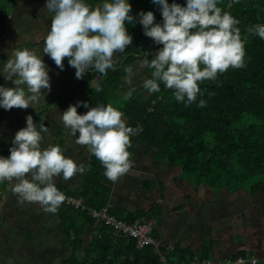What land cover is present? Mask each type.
<instances>
[{
  "label": "clouds",
  "instance_id": "1",
  "mask_svg": "<svg viewBox=\"0 0 264 264\" xmlns=\"http://www.w3.org/2000/svg\"><path fill=\"white\" fill-rule=\"evenodd\" d=\"M152 2L159 6L160 22H154L151 10H141L134 17L129 0H100L97 4L87 0H45L44 8L52 15L43 38V53L60 69L67 57L78 79L90 70L105 74L114 67V53L123 52L131 44L125 21L138 22L143 34L161 45L151 59L145 52L138 61L139 68L151 69L141 87L149 93L159 92L163 83L172 89L176 101L185 105L196 100L197 93L203 96L199 81L215 79L229 66H243L245 40L237 26L239 20L222 11L217 0H185L183 5L176 0ZM246 32L264 39V23L252 24ZM41 57L28 48H12L0 66V76L13 86L0 85V107L26 108L46 95L42 89L50 88V77ZM124 72L125 82L131 83L133 67L125 66ZM99 81L95 78L96 91L101 88ZM134 90L135 86L128 88L123 99L131 97ZM205 103L201 98L197 105ZM81 104L88 109L84 113L77 112ZM60 119L75 137V143L85 145L101 162L107 179L115 181L134 163L129 159L130 136L141 129L127 124L124 113L113 104L89 107L87 101H77L60 112ZM25 122L26 126L12 137L9 155H0V181H12L11 191L17 194L18 202H38L44 211L55 212L65 199L55 177L67 180L75 173H83L85 165L64 155L58 144L41 146L42 133L48 130L42 119L34 123L28 114Z\"/></svg>",
  "mask_w": 264,
  "mask_h": 264
},
{
  "label": "trees",
  "instance_id": "2",
  "mask_svg": "<svg viewBox=\"0 0 264 264\" xmlns=\"http://www.w3.org/2000/svg\"><path fill=\"white\" fill-rule=\"evenodd\" d=\"M17 2L0 0V25L10 21V10ZM87 2L97 4L100 0ZM136 2L143 10L153 11L154 22L162 20L159 6L152 0ZM176 2L183 5L185 0ZM217 5L239 20L237 26L245 40L243 66H229L224 72H218L215 79L199 81L203 96L197 93L196 100L185 105L183 101H176L172 89L161 83L159 92L146 97L133 92L119 104L120 95L115 92L124 84L125 66H133L145 52L150 53L148 58L151 59L161 46L145 36L138 23L129 28L131 44L114 60V67L107 69L105 74L89 72L91 79L99 75L101 88L96 91L93 87L84 101L89 107L98 103L113 104L124 113L129 125L141 129L131 137V143L144 142L149 149L159 152L160 158L181 167L188 178L226 189L230 194L246 189V184L251 186V192H256L264 185V39L247 33L246 29L252 24L264 23V0H217ZM146 70L151 72L147 67ZM201 98L206 103L198 106ZM87 110L81 104L77 112ZM98 171H103V165L91 155V170L82 193L77 195L85 205L96 209L109 201L105 191H99L105 188ZM59 213L66 243L73 248L63 264H161L153 246L139 249L135 239L115 237L110 228L100 224L87 248L82 250L87 228L94 226L95 221L67 206L60 207ZM124 221L131 224L135 220ZM168 255L170 264H190L196 256L190 248L180 246ZM199 256L210 257V253L205 250Z\"/></svg>",
  "mask_w": 264,
  "mask_h": 264
},
{
  "label": "crops",
  "instance_id": "3",
  "mask_svg": "<svg viewBox=\"0 0 264 264\" xmlns=\"http://www.w3.org/2000/svg\"><path fill=\"white\" fill-rule=\"evenodd\" d=\"M19 2L20 0L12 10L10 21L0 25V45L5 41L6 34H13L10 38H13L14 44H18L19 37L25 35L20 32L19 22L25 17L24 13L18 10ZM43 2L45 5V0ZM34 3L31 1V4ZM25 13L31 15V10ZM51 15L47 11L46 18L43 17V29H49ZM36 17L39 18V15L36 14ZM28 23L29 21L25 24V30ZM128 30L129 28V33ZM29 31L32 33L30 28ZM29 36L22 44H44V39L31 40ZM36 49L38 50V47ZM121 53L118 52L114 60ZM36 54L42 56L48 67V74H57L59 79H50V88L42 89L46 95L41 96L33 107L31 104L28 109H19L18 120L22 127L26 126L27 112L32 115L34 123L42 119L48 130L42 133L41 146L58 144L64 155L71 157L77 164L85 165L83 173H75L67 180L61 176L55 177L59 190L77 196L82 193L86 177L91 170V154L85 145L75 143V137L70 135L60 119V112L69 104L84 101L90 90L95 87V78L99 77L97 75L91 79L89 85H82L90 71L78 79L75 77V68L68 65L67 57L62 60L64 68L60 69L48 54L43 53V49ZM10 55H0V66ZM138 61L134 63L139 69L136 80H143L150 76L151 72L146 70V66L139 68ZM136 82L133 80L127 83L124 80L119 94L125 93V85H133ZM0 85L13 86L11 81H5L3 76H0ZM78 89H81L80 93L77 92ZM133 92L143 97L149 95L140 82H137ZM9 121L10 118H7L4 123ZM126 123L128 124V119ZM14 134L6 131L0 134V142L3 141L0 143V155H9ZM130 147L129 159L134 163L127 172L112 181L104 176L103 171H98L105 188L100 187L99 191L103 190L108 195V205L114 215L128 221L138 219L152 222L155 237L164 246L174 244L176 247L190 248L196 256L207 250L210 257L204 258L210 259V264H224L226 258L239 254L256 257L260 264L264 263V185L256 192H251L249 188L232 194L222 189V193L218 188L188 178L183 174L181 167L173 166L170 161L160 158L159 152L149 149L144 142L133 141ZM11 187L12 184L0 181V264H43V251H47L53 239L61 240L58 249L60 255L63 253V256L67 257L73 252L63 234L60 207L58 206L55 212H48L44 211L38 202H18L17 194L11 191ZM224 197L231 204L233 212L230 210L228 214L222 213L219 204L224 202ZM210 208L217 213L207 214ZM98 226L95 222L94 226L87 228V242L97 233Z\"/></svg>",
  "mask_w": 264,
  "mask_h": 264
},
{
  "label": "rangeland",
  "instance_id": "4",
  "mask_svg": "<svg viewBox=\"0 0 264 264\" xmlns=\"http://www.w3.org/2000/svg\"><path fill=\"white\" fill-rule=\"evenodd\" d=\"M31 1H33V2H35L34 4H31ZM129 3L131 4V14H133L134 15V17H135V14L137 13V12H139V11H141V10H143L142 8H141V6L139 5V4H137L138 2H136V0H129ZM19 7H18V10H20L22 13H24V19H22V21H20L19 23H20V32L22 33V34H25V35H21L20 37H19V41H18V44H14V42H13V38H10V36L11 35H13L12 33H10V34H6L5 35V41H3V43L0 45V55L1 54H11V50H12V48H28V49H31V50H33V51H35V52H37V51H41L42 49H43V45H32V44H22V43H25V41H26V39H27V37H28V35H30L29 37H30V39L31 40H35V39H37V40H39V41H41L43 38H44V36L46 35V33H47V31H48V29H43V17H44V19L46 18L45 16H46V12L48 11V10H46V8H44L43 7V5H44V2H43V0H20V2H19ZM24 9V10H22V9ZM29 10H31V15H27L26 13H25V11H29ZM144 11H148V10H144ZM50 13V12H49ZM12 14V10H10V15ZM36 14L37 15H39V18L38 17H36ZM156 16H157V14H156ZM29 21V23L27 24V30H25V24L27 23ZM33 21H36V22H33ZM41 21V22H40ZM34 23V24H33ZM36 24V25H35ZM136 24H138V22H127V21H125V27H126V29L127 28H130V27H132V26H134V25H136ZM35 26V27H34ZM29 28L32 30V33L29 31ZM7 43V44H6ZM36 47H38V50L36 49ZM115 55H117V53H114V56ZM136 65L137 64H134V66H132L133 67V72H134V75L132 76V78H131V82L133 81V80H135V81H137L138 83L140 82H142V80L141 79H138V80H136L137 79V75L139 74V69H138V67H136ZM138 69V70H137ZM91 71V70H90ZM49 77H50V79L52 80L54 77H57V74H55V75H53V74H49ZM98 77H99V75H98ZM58 78V77H57ZM59 79V78H58ZM90 82H91V78H90V75H88V77L82 82V85H84V84H90ZM137 82L135 83V84H133V85H125V89L127 90L128 88H130V87H132V86H135V88H136V84H137ZM139 87H140V84L137 86V89H139ZM125 90V91H126ZM80 91H81V89H78L77 90V92L78 93H80ZM124 90H123V92H125ZM117 94H119V90L117 91V92H115V95H117ZM120 96H118V102H119V104H123V102H124V100L125 99H123V94H119ZM145 95V94H144ZM113 96V95H112ZM31 105V104H30ZM114 106V105H113ZM32 107H33V104H32ZM115 107V106H114ZM19 109H24V108H19V107H12L10 110H4V109H0V134L1 133H3V131H6V132H8V133H15L19 128H21L22 127V123H20L19 122V120H18V110ZM26 109H28V107H26ZM39 110H36V112H38ZM27 112V111H26ZM8 114L10 115V116H8ZM27 114H29L28 112H27ZM7 118H10V121L9 122H7V124H5L4 122H6V119ZM127 119V118H126ZM25 126V125H24ZM131 137L132 136H130V141H131ZM0 143H3V141H1ZM158 155H159V153H158ZM259 177H261V176H259ZM6 182V181H5ZM6 183H8V184H12V182H6ZM249 188H251V186H249V185H247L246 184V189H249ZM223 191L224 190H221V191H219V192H222L223 193ZM64 193V192H63ZM66 194V193H65ZM67 195H69V194H67ZM69 196H71V195H69ZM72 197H74V198H77V199H79L77 196H72ZM80 200H82V199H80ZM83 202V201H82ZM84 204V203H83ZM223 204H224V206H223ZM85 205V204H84ZM62 206H65V205H59V207H62ZM87 206V205H86ZM106 206H109L108 204L106 205ZM106 206H104V207H106ZM222 206L224 207V208H222ZM88 207H90V206H88ZM104 207H102V208H104ZM92 208V207H91ZM102 208H100V209H102ZM219 208L222 210V213H224L225 212V214H228V213H230V210L233 212V208H231V204L230 203H228V200H227V198H225L224 197V202L223 203H221V204H219ZM74 209V208H73ZM96 209V208H95ZM77 211H80V212H82L81 210H79V209H76ZM211 211V212H210ZM207 214H215V213H217V212H215V210L214 211H212V208H210V209H208L207 210ZM232 212H231V214H232ZM82 213H84V212H82ZM110 213H111V215H113L112 214V212H111V209H110ZM86 214V213H85ZM231 214H229L228 215V217H230V215ZM114 216V215H113ZM115 217V216H114ZM219 217V216H218ZM217 217V218H218ZM91 218V217H90ZM115 218H117V217H115ZM119 220H121V219H119ZM95 221V220H94ZM122 221H124V220H122ZM135 221H138V219L137 220H135ZM134 221V222H135ZM95 222H97V221H95ZM124 222H126V221H124ZM133 222V223H134ZM148 222H150V221H148ZM98 223V222H97ZM127 223V222H126ZM133 223H131V224H133ZM129 224V223H128ZM101 225V224H100ZM154 225V224H153ZM112 230V229H111ZM112 232H113V230H112ZM114 235V234H113ZM153 235H154V237H155V234H154V232H153ZM115 236V235H114ZM118 238H120V237H118ZM156 238V237H155ZM91 239H92V237H91ZM90 239V240H91ZM157 239V238H156ZM54 241L52 242V245H50V247H47V251L46 252H44L43 251V264H63V261H62V259L61 258H63L64 256H63V253L60 255L59 254V252H58V249H59V247L61 246V240H59V239H53ZM90 240H89V242H90ZM89 242H87V240H86V238H85V245H84V247H83V249L82 250H84L86 247H87V244L89 243ZM160 245H161V247H166V246H164V245H162L161 244V242H160ZM169 245H173L174 247H175V249H176V246L174 245V244H169ZM168 246V245H167ZM136 247H137V243H136ZM174 249V250H175ZM174 250H172V251H174ZM172 251H169V252H172ZM168 252V253H169ZM64 255H65V253H64ZM70 254H68V256H69ZM67 256V257H68ZM237 256V255H236ZM67 257H64L63 258V260L65 259V258H67ZM168 257H169V255H168ZM195 257H198L199 259H201V260H203V259H206V258H202L201 256H195ZM194 257V258H195ZM238 257H244L243 255H240V256H237V257H235V256H233V257H229V259L230 258H233V259H236V258H238ZM246 260H248V259H251V258H256V257H244ZM227 259V258H226ZM225 259V260H226ZM258 259V258H257ZM206 260H210V259H206ZM225 260H224V264H225ZM260 261V260H259ZM259 261H258V263H259ZM210 263H211V260H210ZM190 264H192V261H191V263ZM246 264H252V263H246ZM255 264H257V263H255Z\"/></svg>",
  "mask_w": 264,
  "mask_h": 264
},
{
  "label": "built area",
  "instance_id": "5",
  "mask_svg": "<svg viewBox=\"0 0 264 264\" xmlns=\"http://www.w3.org/2000/svg\"><path fill=\"white\" fill-rule=\"evenodd\" d=\"M133 136V135H131ZM6 182H12L4 180ZM64 201L60 205H65L74 209H79L86 213L93 220L97 221L98 224L104 225L113 230L115 237H125L130 239H135L137 243V248L142 249L146 246H153L156 252L159 254L161 264H170L168 252L175 249L173 245H168L166 247H161L160 241L156 239L153 235L154 225L152 222L138 220L133 224H128L118 218H115L110 213V206H106L102 209H95L88 207L83 204L82 200L74 198L65 194ZM259 259L251 258L246 260L244 257H238L236 259L227 258L225 264H246V263H258ZM192 264H210V260L199 259L195 257L192 260Z\"/></svg>",
  "mask_w": 264,
  "mask_h": 264
}]
</instances>
